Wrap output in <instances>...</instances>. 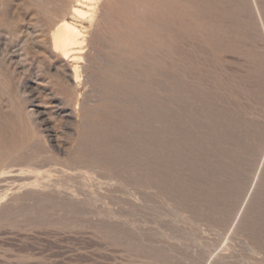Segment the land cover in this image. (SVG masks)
<instances>
[{"label": "rangeland", "instance_id": "rangeland-1", "mask_svg": "<svg viewBox=\"0 0 264 264\" xmlns=\"http://www.w3.org/2000/svg\"><path fill=\"white\" fill-rule=\"evenodd\" d=\"M77 1L0 0V264H264V0Z\"/></svg>", "mask_w": 264, "mask_h": 264}, {"label": "bare ground", "instance_id": "bare-ground-1", "mask_svg": "<svg viewBox=\"0 0 264 264\" xmlns=\"http://www.w3.org/2000/svg\"><path fill=\"white\" fill-rule=\"evenodd\" d=\"M81 2L82 1L80 0V3ZM80 5L81 4L78 3L76 6H73L72 10L74 13H77L81 16V14L84 13V9L81 8ZM55 23H56L55 26H53L54 29H52V34L50 35L51 36L50 38L52 40V50H54L55 53L58 52V54H60L62 56V58L65 60L67 59V57H69L71 55H73L74 58L78 57V55H76L77 53L75 54V52L77 50L76 48L80 44L83 43V39H82V32L83 31L80 30L81 28L79 29L74 21L68 20L67 18H64V16H63V18H60L59 20H57V22H55ZM73 71L75 74L74 78L76 80V78L77 77L79 78V76L77 74V69L75 66L73 68Z\"/></svg>", "mask_w": 264, "mask_h": 264}]
</instances>
